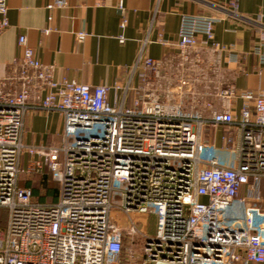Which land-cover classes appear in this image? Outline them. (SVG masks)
Instances as JSON below:
<instances>
[{"label": "built area", "instance_id": "2783aa9c", "mask_svg": "<svg viewBox=\"0 0 264 264\" xmlns=\"http://www.w3.org/2000/svg\"><path fill=\"white\" fill-rule=\"evenodd\" d=\"M229 4L241 19L237 2ZM8 13L0 0V36ZM218 21L183 16L169 66L141 53L140 84L115 103L111 87L56 80L19 37L15 72L0 79V209L8 214L0 264H264V94L214 86L219 62L207 63L204 54L239 59L233 47L214 42ZM252 23L253 54L264 63V16ZM36 112L63 117L59 147L25 143L26 119ZM220 127L224 150L236 146L232 168L205 138ZM46 171L59 190L48 205L21 184L23 174ZM117 212L129 218L130 237L140 233L133 216L156 217L155 235H144L140 252H125Z\"/></svg>", "mask_w": 264, "mask_h": 264}, {"label": "crops", "instance_id": "0c3cea01", "mask_svg": "<svg viewBox=\"0 0 264 264\" xmlns=\"http://www.w3.org/2000/svg\"><path fill=\"white\" fill-rule=\"evenodd\" d=\"M56 1L7 0L10 27L0 36V79L15 72L13 62L21 56L18 40L25 35L35 57L53 69L56 80L66 78L90 87H111L110 102L115 103L116 96L122 99L127 88L140 84L141 69L136 64L141 53L169 66L178 53L175 46L179 42L182 17L204 16L219 20L214 27V42L233 47L239 55L237 62H231L229 53L220 57L204 54L207 63L219 62V75L211 76L218 83L214 86L264 94V63L253 54L256 34L252 23L264 16V0H63L66 2L63 7L49 9ZM232 1L237 2L238 15L243 19L233 16L229 4ZM80 34L85 35L82 40ZM116 87L121 88L118 93ZM133 99L134 93L130 91L125 106L130 107ZM236 113L239 115V110ZM63 129L60 114L32 113L25 122L24 140L29 146L59 147ZM226 135V129L220 127L205 138L216 145L225 165L232 168L236 146L224 150ZM28 161L25 157L23 168ZM45 176L51 179L47 171L32 176L23 174L21 184L41 193ZM26 177L40 181L34 185ZM242 194L246 195V190ZM260 194V207L264 210V178ZM35 200L46 205L57 201L50 196L43 203L37 197Z\"/></svg>", "mask_w": 264, "mask_h": 264}, {"label": "rangeland", "instance_id": "374dc122", "mask_svg": "<svg viewBox=\"0 0 264 264\" xmlns=\"http://www.w3.org/2000/svg\"><path fill=\"white\" fill-rule=\"evenodd\" d=\"M25 180H29L32 182V184L37 185V183L40 181V178L36 177H26ZM44 191L41 192V194L44 195ZM49 202L51 201L50 199L48 200ZM117 216V221L119 224V227L122 229V233L125 237L124 240V249L125 252H129L130 250H135L140 252L144 246V235L148 236H154L156 232V224H157V219L153 215H135L133 216L134 221L139 227V235L135 237H130L127 233L128 225H129V218L126 216L116 213ZM8 223V214L7 210L5 209H0V233H2Z\"/></svg>", "mask_w": 264, "mask_h": 264}, {"label": "trees", "instance_id": "16d2710c", "mask_svg": "<svg viewBox=\"0 0 264 264\" xmlns=\"http://www.w3.org/2000/svg\"><path fill=\"white\" fill-rule=\"evenodd\" d=\"M41 188L45 192L44 195H42L39 190H33L34 196L37 197L40 202H45L48 196L53 197L54 201L58 199L59 190L48 176L44 177Z\"/></svg>", "mask_w": 264, "mask_h": 264}]
</instances>
